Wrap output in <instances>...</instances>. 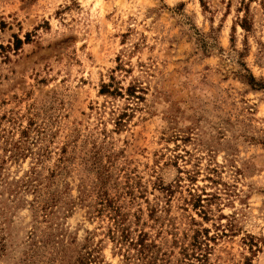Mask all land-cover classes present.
Returning <instances> with one entry per match:
<instances>
[{"label":"rangeland","instance_id":"1","mask_svg":"<svg viewBox=\"0 0 264 264\" xmlns=\"http://www.w3.org/2000/svg\"><path fill=\"white\" fill-rule=\"evenodd\" d=\"M80 258L264 264V0H0V264Z\"/></svg>","mask_w":264,"mask_h":264},{"label":"trees","instance_id":"2","mask_svg":"<svg viewBox=\"0 0 264 264\" xmlns=\"http://www.w3.org/2000/svg\"><path fill=\"white\" fill-rule=\"evenodd\" d=\"M248 80H249L250 83H254V82H255V81H254V77H253V75H249V76H248ZM89 259H90V258H80V259H79V263H80V264H89V262H90Z\"/></svg>","mask_w":264,"mask_h":264}]
</instances>
